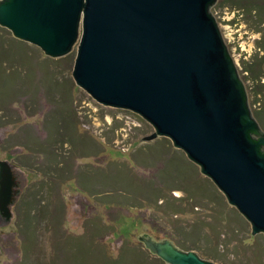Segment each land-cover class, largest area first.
I'll return each instance as SVG.
<instances>
[{
    "label": "rangeland",
    "instance_id": "rangeland-1",
    "mask_svg": "<svg viewBox=\"0 0 264 264\" xmlns=\"http://www.w3.org/2000/svg\"><path fill=\"white\" fill-rule=\"evenodd\" d=\"M210 11L264 133V0H219ZM77 53L49 57L0 26V62L18 60L0 63V161L26 168L12 169L21 181L12 218L0 215V264H167L146 236L215 264H264V233L197 164L165 137L144 141L150 123L76 84Z\"/></svg>",
    "mask_w": 264,
    "mask_h": 264
},
{
    "label": "water",
    "instance_id": "water-1",
    "mask_svg": "<svg viewBox=\"0 0 264 264\" xmlns=\"http://www.w3.org/2000/svg\"><path fill=\"white\" fill-rule=\"evenodd\" d=\"M218 3L0 0V26L52 58L78 45L76 84L100 104L150 123L155 131L144 141L169 138L257 235L264 233V133L226 31L210 11ZM7 198L8 208L15 199ZM143 241L167 264H215L176 241Z\"/></svg>",
    "mask_w": 264,
    "mask_h": 264
},
{
    "label": "flooded vegetation",
    "instance_id": "flooded-vegetation-1",
    "mask_svg": "<svg viewBox=\"0 0 264 264\" xmlns=\"http://www.w3.org/2000/svg\"><path fill=\"white\" fill-rule=\"evenodd\" d=\"M15 168L20 169L15 164H10V162H4L0 161V189L3 191L2 194H0V215L6 216L7 214V207H6V201L8 200V196L13 194L15 192L14 188L18 185V182L12 173V169ZM19 181V180H18ZM21 181V180H20ZM20 181H19V187H20ZM18 188L17 190H19Z\"/></svg>",
    "mask_w": 264,
    "mask_h": 264
},
{
    "label": "trees",
    "instance_id": "trees-1",
    "mask_svg": "<svg viewBox=\"0 0 264 264\" xmlns=\"http://www.w3.org/2000/svg\"><path fill=\"white\" fill-rule=\"evenodd\" d=\"M12 34V33H11ZM13 35V34H12ZM1 41H2V43H3V40L1 39ZM20 42H24V43H28V42H25V41H22V40H19ZM28 44H30V43H28ZM11 45V44H10ZM12 45H17L16 43H12ZM21 50H22V52H23V54H24V57H25V59L27 60V61H29L30 63H31V61L34 59V58H31V57H29L26 53H25V51L23 50V47L21 48L19 45H17ZM18 61L17 60V58H12V59H8V60H3V61H1V62H8V61H10L9 63H11L12 64V62L13 61ZM34 61V60H33ZM0 62V63H1ZM20 64V66H21V62L19 63ZM21 67H27V64L26 65H23V66H21ZM25 69V68H24ZM8 71V70H7ZM54 80V79H53ZM51 81V80H50ZM52 82V81H51ZM17 83H19V82H17ZM16 84V83H15ZM20 84V83H19ZM23 85H25V87L26 88H29V87H31V88H33V86H29V85H27V84H23ZM53 88H55L54 87V85H53ZM13 96H14V94H13ZM8 98H5V99H2V100H0V105H4L7 101ZM10 99V98H9ZM9 101V100H8ZM8 105V102L5 104V106H7ZM5 106H3L2 108H0V112L2 111V110H4V108H5ZM5 110H7V109H5ZM4 124H7L6 122L5 123H2V125H4ZM53 133H52V135H54V137H51V138H49L50 139V143H54V144H56L57 143V139H59L58 137H56V135H55V133H54V131H52ZM166 138V137H165ZM168 140H170L169 138H167ZM171 141V140H170ZM59 143H60V140H59ZM171 143H172V141H171ZM61 144V143H60ZM173 144V143H172ZM175 147V146H174ZM177 149V148H176ZM180 150V149H179ZM181 152H183L182 150H180ZM184 153V152H183ZM181 156V155H180ZM185 161V160H184ZM187 162V161H186ZM14 164L16 165V166H18L20 169H26L25 168V166H23L21 163H18V162H16V161H14ZM148 165V164H147ZM150 165V164H149ZM175 192V191H174ZM176 193V192H175ZM26 196H27V191H26ZM22 199V198H21ZM21 199H20V201H19V205H21L20 203H22L23 204V202H24V200H22L21 201ZM162 199L160 198L159 200H158V204H159V201H161ZM35 209V208H34ZM34 210H32L31 212H33ZM29 213V212H28ZM142 264V263H141Z\"/></svg>",
    "mask_w": 264,
    "mask_h": 264
}]
</instances>
